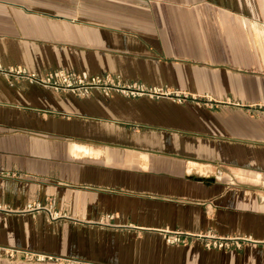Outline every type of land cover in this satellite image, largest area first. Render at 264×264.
Segmentation results:
<instances>
[{"label":"crops","instance_id":"obj_1","mask_svg":"<svg viewBox=\"0 0 264 264\" xmlns=\"http://www.w3.org/2000/svg\"><path fill=\"white\" fill-rule=\"evenodd\" d=\"M242 3L0 0L2 65L197 96L0 78V248L45 256L0 264H264V21ZM46 200L56 218L27 208ZM177 230L252 241L166 242Z\"/></svg>","mask_w":264,"mask_h":264},{"label":"built area","instance_id":"obj_2","mask_svg":"<svg viewBox=\"0 0 264 264\" xmlns=\"http://www.w3.org/2000/svg\"><path fill=\"white\" fill-rule=\"evenodd\" d=\"M0 78H4L10 84L17 82H26L35 84L43 88H49L55 91L69 92L78 97L89 96L93 91L102 96H110L113 93H119L127 97H149V98H167L176 102H183L187 99L196 100L197 96L181 92L166 86H149L137 81H125L118 75L112 74H94L88 75L84 72H76L64 69H53L43 74H37L21 65H2L0 64ZM206 99L205 103L210 104L211 100ZM264 109V106H263ZM27 208L44 209L53 217L56 212L52 210L50 201L44 204H31ZM166 241L175 244H190L200 242L207 249H238L242 247L243 242L252 241L249 237L234 236L223 237L212 232L187 233L183 231H171L166 235ZM45 256L38 255L39 259ZM51 259V256H47Z\"/></svg>","mask_w":264,"mask_h":264},{"label":"rangeland","instance_id":"obj_3","mask_svg":"<svg viewBox=\"0 0 264 264\" xmlns=\"http://www.w3.org/2000/svg\"><path fill=\"white\" fill-rule=\"evenodd\" d=\"M241 2L245 3L243 5H241L240 9H243L245 12H247L248 15H253L258 17L259 19H262L264 21V0H240ZM264 23V22H263ZM264 25V24H263ZM261 27L264 28V26L261 25ZM53 212L55 211L52 208ZM48 215L49 218L53 219L56 218L58 216L57 212L56 215H52L53 217H50L51 215H49V213L47 211H45ZM170 232H167L166 235H169ZM166 235L164 237V239L166 238ZM166 241V239H165ZM167 242V241H166ZM169 243V242H168ZM170 244H175V243H170ZM0 256H4L7 257L9 259H24V260H28V261H40L42 259H39L38 256H34L32 254L29 253H20V252H15L12 249H8V248H0ZM47 259V258H46ZM66 264H81L79 261H73V260H65Z\"/></svg>","mask_w":264,"mask_h":264}]
</instances>
